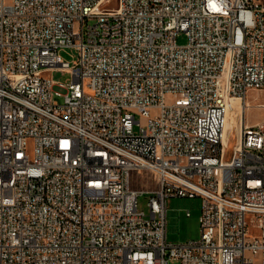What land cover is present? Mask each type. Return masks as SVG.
<instances>
[{"label":"built area","instance_id":"built-area-1","mask_svg":"<svg viewBox=\"0 0 264 264\" xmlns=\"http://www.w3.org/2000/svg\"><path fill=\"white\" fill-rule=\"evenodd\" d=\"M253 91L264 0H0V264H264ZM141 171L155 190L131 188ZM173 197L201 199L197 241L167 244Z\"/></svg>","mask_w":264,"mask_h":264},{"label":"rangeland","instance_id":"rangeland-1","mask_svg":"<svg viewBox=\"0 0 264 264\" xmlns=\"http://www.w3.org/2000/svg\"><path fill=\"white\" fill-rule=\"evenodd\" d=\"M94 22L89 21L87 24L92 25ZM187 38L185 35L181 34L177 37L176 43L178 45H185ZM58 55L65 62H72L76 56L74 49H61L58 52ZM51 78L56 83L65 84L70 79V76L61 71H56L51 73ZM54 93H59L65 95V89L54 86ZM54 99L62 103V97L54 96ZM247 101L252 105L255 104H264V91H253L248 93ZM236 108L232 110L233 121L236 123L237 112ZM247 120L251 123H254L264 117V112H260L251 108L247 110L246 113ZM230 118V117H229ZM233 129L230 132V135H235V126H238L236 123L233 124ZM137 129L135 130V132ZM228 138V136H227ZM226 138V140H227ZM225 140V142H226ZM233 138L230 144V148L233 146ZM131 188L138 191H152L156 188V178L155 176L148 171L133 172L131 175L130 181ZM147 195L139 194L138 196V208L140 211H144L148 214L147 206ZM166 241L169 245H178L184 244L190 241H197L200 236V225L199 217L201 213V199L200 198H188V197H173L169 198L166 202ZM189 212V217L186 216V213ZM257 232V231H256ZM254 234H257V233ZM167 264H179L177 261L170 259Z\"/></svg>","mask_w":264,"mask_h":264},{"label":"bare ground","instance_id":"bare-ground-1","mask_svg":"<svg viewBox=\"0 0 264 264\" xmlns=\"http://www.w3.org/2000/svg\"><path fill=\"white\" fill-rule=\"evenodd\" d=\"M245 1H250V4L252 6V8H259V0H245ZM231 107L226 115V122H225V126H224V141L226 140L227 136H230V132L233 129L232 123L236 125L239 124V119H240V113H241V109L243 110V107L241 108V106L239 105V101L238 100H232L231 101ZM234 107L236 108V112H237V120L236 123L233 121V116L234 115H230L232 114V110L234 109ZM248 109V108H247ZM230 117V118H229Z\"/></svg>","mask_w":264,"mask_h":264}]
</instances>
